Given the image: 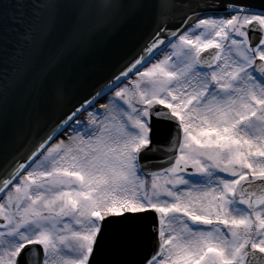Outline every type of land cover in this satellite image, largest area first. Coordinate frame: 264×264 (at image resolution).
<instances>
[{
    "label": "snow or ice",
    "instance_id": "6c2138e0",
    "mask_svg": "<svg viewBox=\"0 0 264 264\" xmlns=\"http://www.w3.org/2000/svg\"><path fill=\"white\" fill-rule=\"evenodd\" d=\"M13 7L26 2L0 0V51L23 23ZM66 7L58 53L89 10L122 5L41 0L25 39L53 37ZM164 7L103 89L0 168V264H264V0ZM50 77L40 88L62 94ZM154 121L172 125L164 144ZM145 220L152 250L137 258Z\"/></svg>",
    "mask_w": 264,
    "mask_h": 264
},
{
    "label": "water",
    "instance_id": "95a60500",
    "mask_svg": "<svg viewBox=\"0 0 264 264\" xmlns=\"http://www.w3.org/2000/svg\"><path fill=\"white\" fill-rule=\"evenodd\" d=\"M11 2L15 5L16 0ZM25 2L22 15L19 9H11L23 23L11 25L19 31H9L11 46L0 51V93L7 97L6 105L0 108V168L12 156L26 154V145L35 144L66 112L103 89L113 74H118L123 60L152 31L161 14L169 11L165 4L174 6L171 11L179 18L188 12L189 4L204 0H143L144 6L139 8L134 7L137 0H113L122 7L109 14L89 10L85 27L59 53L58 48L72 29L75 10H61L60 28L53 37L30 40L25 39L26 28L36 20L34 5L41 0ZM49 72L66 83L62 94L40 88L43 75ZM172 131L167 121H154L153 142L164 144ZM151 224L145 220L138 230L134 248L137 258L152 250ZM119 254L118 249L117 257Z\"/></svg>",
    "mask_w": 264,
    "mask_h": 264
},
{
    "label": "bare ground",
    "instance_id": "6f19581e",
    "mask_svg": "<svg viewBox=\"0 0 264 264\" xmlns=\"http://www.w3.org/2000/svg\"><path fill=\"white\" fill-rule=\"evenodd\" d=\"M194 19H196V17H193V20H194ZM191 22H192V21H191ZM191 22H190V23H191Z\"/></svg>",
    "mask_w": 264,
    "mask_h": 264
},
{
    "label": "rangeland",
    "instance_id": "374dc122",
    "mask_svg": "<svg viewBox=\"0 0 264 264\" xmlns=\"http://www.w3.org/2000/svg\"><path fill=\"white\" fill-rule=\"evenodd\" d=\"M161 58H162V56H161ZM134 78V77H133ZM83 118V117H82Z\"/></svg>",
    "mask_w": 264,
    "mask_h": 264
}]
</instances>
